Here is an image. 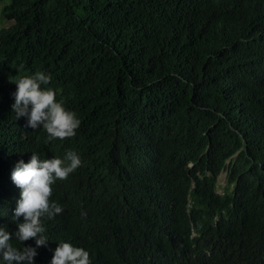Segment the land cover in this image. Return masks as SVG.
<instances>
[{"label": "trees", "instance_id": "obj_1", "mask_svg": "<svg viewBox=\"0 0 264 264\" xmlns=\"http://www.w3.org/2000/svg\"><path fill=\"white\" fill-rule=\"evenodd\" d=\"M38 71L74 137L15 120ZM69 150L35 264L61 241L91 264H264V0H0V226L16 231L15 163Z\"/></svg>", "mask_w": 264, "mask_h": 264}, {"label": "clouds", "instance_id": "obj_2", "mask_svg": "<svg viewBox=\"0 0 264 264\" xmlns=\"http://www.w3.org/2000/svg\"><path fill=\"white\" fill-rule=\"evenodd\" d=\"M51 79L50 74L39 71L18 78L10 107L16 121L26 119L25 127L43 129L49 142L63 141L76 135L80 120L65 108L63 101L56 99L54 89L47 87ZM81 164V157L72 150L62 158L54 156L51 159H43L33 152L27 163L23 159L15 163L11 181L19 189V196L11 219L16 224V231L0 226V264H35L36 249L49 241L42 218L52 219L64 210L50 200L52 186L57 180L67 179ZM29 239L35 240L36 247L24 246ZM13 240L22 246L16 247ZM49 264H91V261L87 250L61 241Z\"/></svg>", "mask_w": 264, "mask_h": 264}, {"label": "rangeland", "instance_id": "obj_3", "mask_svg": "<svg viewBox=\"0 0 264 264\" xmlns=\"http://www.w3.org/2000/svg\"><path fill=\"white\" fill-rule=\"evenodd\" d=\"M226 177H227V174L226 172H224L221 176H220V179H219V192L220 193H223V188L226 186Z\"/></svg>", "mask_w": 264, "mask_h": 264}]
</instances>
